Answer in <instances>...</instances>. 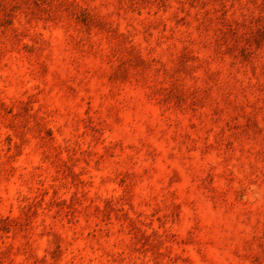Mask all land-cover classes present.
<instances>
[{"label": "clouds", "instance_id": "1", "mask_svg": "<svg viewBox=\"0 0 264 264\" xmlns=\"http://www.w3.org/2000/svg\"><path fill=\"white\" fill-rule=\"evenodd\" d=\"M0 264H264V0H0Z\"/></svg>", "mask_w": 264, "mask_h": 264}, {"label": "rangeland", "instance_id": "2", "mask_svg": "<svg viewBox=\"0 0 264 264\" xmlns=\"http://www.w3.org/2000/svg\"><path fill=\"white\" fill-rule=\"evenodd\" d=\"M248 43H251L250 41Z\"/></svg>", "mask_w": 264, "mask_h": 264}]
</instances>
